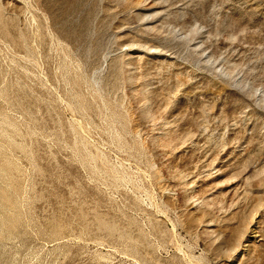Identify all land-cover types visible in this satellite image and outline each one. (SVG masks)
<instances>
[{
  "label": "rangeland",
  "instance_id": "obj_1",
  "mask_svg": "<svg viewBox=\"0 0 264 264\" xmlns=\"http://www.w3.org/2000/svg\"><path fill=\"white\" fill-rule=\"evenodd\" d=\"M0 264H264V0H0Z\"/></svg>",
  "mask_w": 264,
  "mask_h": 264
}]
</instances>
